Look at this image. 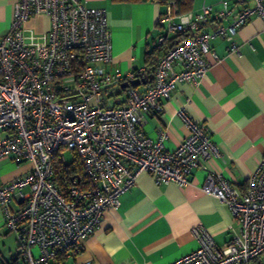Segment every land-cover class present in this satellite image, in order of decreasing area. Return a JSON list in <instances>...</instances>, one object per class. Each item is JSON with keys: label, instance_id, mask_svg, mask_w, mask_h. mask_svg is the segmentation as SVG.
<instances>
[{"label": "built area", "instance_id": "2783aa9c", "mask_svg": "<svg viewBox=\"0 0 264 264\" xmlns=\"http://www.w3.org/2000/svg\"><path fill=\"white\" fill-rule=\"evenodd\" d=\"M219 4V9L206 5L182 14L166 7L159 20L166 33L157 42L179 37L166 46L151 80L145 81L144 69L108 71L112 41L104 8L82 0H16L9 30L0 38V159L14 156L31 168L0 182L5 226L17 239L11 264L60 263L81 250L102 212L119 207L120 195L140 173H149L157 184L183 186L190 170L200 166L206 169L202 190L227 206L236 227L218 246L198 226L197 248L168 264H250L264 253V158L241 190L205 166L221 152L205 128L183 112L190 132L173 149L164 146L165 130L159 128L153 139L141 127L177 84L197 83L205 74L210 37L225 39L236 51L240 27L253 15L264 19V0ZM36 14L48 15L50 28L41 35L25 33V23ZM210 23L215 24L211 31L202 30ZM135 76L143 87H126V104L103 103L106 88ZM64 151L78 154L85 175L81 185L72 178L67 196L51 163L57 152L64 160ZM15 197L20 203L13 207Z\"/></svg>", "mask_w": 264, "mask_h": 264}, {"label": "crops", "instance_id": "0c3cea01", "mask_svg": "<svg viewBox=\"0 0 264 264\" xmlns=\"http://www.w3.org/2000/svg\"><path fill=\"white\" fill-rule=\"evenodd\" d=\"M82 1L107 12L112 41L110 73L155 68L166 48L164 44V48H155L158 36L166 33L159 22L163 5L152 0ZM219 1L193 0L187 12H200L206 5L219 9ZM15 2L0 0V38L9 30ZM214 25L202 30L211 31ZM49 28L50 18L45 14L33 15L25 23V33L41 35ZM234 40L236 51L229 49L225 39L210 37L212 55L205 74L197 83L177 84L163 99L162 109L147 114L141 127L153 139L159 128L165 130L164 146L173 149L190 132L183 112L205 128L221 152L205 166L243 190L264 158V19L251 16ZM136 86L142 89L143 84ZM103 100L105 105L126 104L122 84L106 88ZM20 162L14 156L0 159V182L27 173L31 163ZM205 176L203 166L192 168L187 184L179 186L175 182L157 184L149 173H140L135 184L120 195L119 207L102 212L81 250L58 264H168L197 248L194 229L198 226L205 227L218 246L223 245L236 224L227 206L202 190ZM19 203L15 197L12 205ZM14 241L17 246L16 234L6 228L0 206V262L11 264L16 259ZM262 254L250 264H260Z\"/></svg>", "mask_w": 264, "mask_h": 264}, {"label": "trees", "instance_id": "16d2710c", "mask_svg": "<svg viewBox=\"0 0 264 264\" xmlns=\"http://www.w3.org/2000/svg\"><path fill=\"white\" fill-rule=\"evenodd\" d=\"M113 1H117V2H122V1L143 2V1H147V0H113ZM152 1H156L159 4L164 6V11L161 13V15L163 13H165L166 7L169 4L173 7V12L175 14H182V13H185L191 9L192 2H193V0H152ZM162 35L164 36L165 33ZM177 37H179V36L168 38L165 42L158 43L155 48L159 49V46H163V48H164V45L166 47V46L174 43L175 40L177 39ZM164 49L162 51V55L164 53ZM161 56H160V58H161ZM153 72H154V67L149 68V69L148 68L144 69L142 79L145 81L151 80ZM51 163H52V167L54 169V174H55L54 178L56 179L58 186L61 189V191L64 193V195L67 196V191H68L69 186L72 184V178L73 177L80 179V182H79L80 185L82 184L83 180H85L82 162H81L80 157L78 156V154L76 152L73 151V157L70 161L63 160L61 158L60 154L57 152L53 156Z\"/></svg>", "mask_w": 264, "mask_h": 264}, {"label": "rangeland", "instance_id": "374dc122", "mask_svg": "<svg viewBox=\"0 0 264 264\" xmlns=\"http://www.w3.org/2000/svg\"><path fill=\"white\" fill-rule=\"evenodd\" d=\"M63 155H64V158H65V161H70L72 159V157H73V152L64 151ZM24 162H28V161H21L20 163H24ZM16 250H17V246H16V243L14 241L13 247H12V251H16ZM35 251H36V249H35ZM260 264H264V254H262V258H261V263Z\"/></svg>", "mask_w": 264, "mask_h": 264}, {"label": "water", "instance_id": "95a60500", "mask_svg": "<svg viewBox=\"0 0 264 264\" xmlns=\"http://www.w3.org/2000/svg\"><path fill=\"white\" fill-rule=\"evenodd\" d=\"M142 82H143V80L141 78H139L138 76H135L133 79L123 82L122 83V87L125 89L128 86L138 85V84H140ZM57 88H58V86H57Z\"/></svg>", "mask_w": 264, "mask_h": 264}]
</instances>
